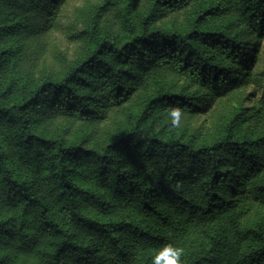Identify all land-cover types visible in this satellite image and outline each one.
I'll return each mask as SVG.
<instances>
[{
	"label": "trees",
	"instance_id": "1",
	"mask_svg": "<svg viewBox=\"0 0 264 264\" xmlns=\"http://www.w3.org/2000/svg\"><path fill=\"white\" fill-rule=\"evenodd\" d=\"M71 1L0 0V264H264V0Z\"/></svg>",
	"mask_w": 264,
	"mask_h": 264
},
{
	"label": "rangeland",
	"instance_id": "2",
	"mask_svg": "<svg viewBox=\"0 0 264 264\" xmlns=\"http://www.w3.org/2000/svg\"><path fill=\"white\" fill-rule=\"evenodd\" d=\"M97 4L100 0H72L65 8L61 17V26L54 34V42L59 49H67L69 52V61L80 58L84 48L83 41L74 38L75 35L86 30L89 18L97 10ZM56 37V38H55ZM264 46V45H263ZM54 47L58 49L55 45ZM62 69L58 66V71Z\"/></svg>",
	"mask_w": 264,
	"mask_h": 264
},
{
	"label": "clouds",
	"instance_id": "3",
	"mask_svg": "<svg viewBox=\"0 0 264 264\" xmlns=\"http://www.w3.org/2000/svg\"><path fill=\"white\" fill-rule=\"evenodd\" d=\"M181 252H182V250L177 249V251H176V258L173 259V260H170L168 262V264H181V261H180Z\"/></svg>",
	"mask_w": 264,
	"mask_h": 264
}]
</instances>
